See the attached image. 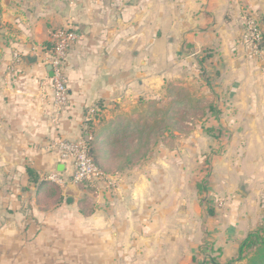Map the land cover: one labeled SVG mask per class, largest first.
<instances>
[{"label": "crops", "instance_id": "obj_1", "mask_svg": "<svg viewBox=\"0 0 264 264\" xmlns=\"http://www.w3.org/2000/svg\"><path fill=\"white\" fill-rule=\"evenodd\" d=\"M0 17L3 264H47L62 253L82 264H201L206 241L215 264L234 259L253 224L248 172L264 161V48L247 43L245 26L252 18L264 32V0H9ZM62 28L79 38L66 59L68 104L56 116L47 55ZM197 64L210 76L208 91L220 97V119L211 127L231 137L207 148L185 140L182 152L150 151L121 169L105 151L99 160L108 170L95 181L93 211L82 215L86 190L70 182L72 166L58 143L103 145L159 95V85H182ZM200 132L195 138L206 141ZM216 145L226 147L211 161L218 221L188 202V173L201 164V150ZM27 168L39 182L63 178V185L49 182L64 203L39 204L47 188L31 183Z\"/></svg>", "mask_w": 264, "mask_h": 264}, {"label": "rangeland", "instance_id": "obj_2", "mask_svg": "<svg viewBox=\"0 0 264 264\" xmlns=\"http://www.w3.org/2000/svg\"><path fill=\"white\" fill-rule=\"evenodd\" d=\"M38 1V0H34ZM9 3V0H0V14L2 8H4ZM247 20V19H246ZM245 20V22H246ZM256 26L260 28V25L258 21L253 19ZM261 29V28H260ZM0 34H1V17H0ZM196 73H194L189 79L183 81L184 83L181 85V80L179 79V84H161L159 85V92L158 96H156L154 99H152L150 102L153 103V105L149 104V102H146L145 107L142 112H146L149 105H151V108L153 107V110L159 111L157 112L156 116H148L147 122L156 124L154 125V131L152 132V147L149 148L146 155L140 160L144 161L146 160V157L149 155L150 151H156L158 155H162V151H171V149H178L179 152H182V147L185 143V140L189 139H196V146L202 148H207L208 144L214 142L222 143L223 141H227L225 138H230V134L227 131H224L223 129H216L212 136L207 135L205 133L204 128L211 127L214 120L220 119V111L219 106L220 104V97L219 94H212L208 90L211 88V80L210 76L208 75L205 67L203 65L196 66ZM182 75V74H181ZM200 78V79H199ZM199 79V80H198ZM176 90L174 91V89ZM171 89V92H169ZM183 89L184 92L181 91ZM187 92V94H185ZM188 100L191 102L189 103ZM184 102V104H182ZM224 107V106H223ZM212 108V110H210ZM218 110V113H217ZM170 111V112H169ZM217 113V114H216ZM217 115L216 118H214ZM144 117V115H143ZM200 128L203 130L201 133L203 136H205L208 141V143H205L206 141H202L199 139V137L196 136L195 138V132L200 131ZM223 145H219L216 147L209 146L208 150L206 149V152L203 153L201 150V164L197 165L195 169L189 174L188 173V184L191 186L190 194L191 198L188 199V202L191 200L193 202H197L199 207L201 208V212L203 211L205 214L206 219H220L218 212L211 215L209 214V209L214 210V205L216 203L213 199V188L215 186L214 181L210 180L211 174H212V167H211V161L212 157L214 156V152H221L223 149L225 150L226 147H222ZM218 147V148H217ZM201 148V149H202ZM257 149L262 148H253V150L257 151ZM95 145L93 144L92 151L95 154ZM233 157V156H232ZM139 161V163H140ZM256 169L252 171L249 170V175L253 178L255 188L253 189V194L251 196L252 203H253V218H252V225L249 229V232L252 231H261L260 233H264V161L262 164H260ZM107 162L105 164H102L101 170L103 172L102 178L105 177V172H107ZM240 166V165H237ZM255 168V167H254ZM101 178V179H102ZM99 180L98 183L102 182L103 180ZM77 188L82 190H88L86 192H83L87 194V202L88 206L91 207L94 206L93 201V194L96 192L98 184L89 183V184H74ZM200 186V187H199ZM242 190L245 191V188L242 187ZM193 191V192H192ZM251 191V190H250ZM250 193V192H249ZM216 197V196H215ZM214 197V198H215ZM222 197L219 194H217L216 198ZM196 198V199H195ZM196 200V201H195ZM46 206H49L47 204ZM64 203V201L62 202ZM220 202L218 203L219 206ZM218 214V216H215ZM157 216V215H156ZM158 217V216H157ZM218 221V220H217ZM63 230V229H62ZM96 231V229H95ZM248 232V233H249ZM85 237H78L77 246L79 250L85 249ZM202 248L199 252V254H204V258H199V262L201 264H215V262H212V260H216L213 256L214 252L209 251L210 242L206 241L202 244ZM95 247L98 250H101V246L96 245ZM70 244L63 243L62 245V251L69 250ZM61 251V252H62ZM62 257L58 260L61 262V264H82V260L78 259H72V260H65L68 257L67 253H62ZM233 260V259H232ZM232 260L224 261L223 264H231ZM58 261H53L52 259H48L47 264H57ZM217 263V262H216ZM0 264H3V260H0ZM235 264H244L242 263H235Z\"/></svg>", "mask_w": 264, "mask_h": 264}, {"label": "trees", "instance_id": "obj_3", "mask_svg": "<svg viewBox=\"0 0 264 264\" xmlns=\"http://www.w3.org/2000/svg\"><path fill=\"white\" fill-rule=\"evenodd\" d=\"M52 48L53 44L51 43V46L49 47V53ZM259 48H264V32L261 43L259 44ZM175 90L176 88L174 91ZM181 91L184 92L183 89H181ZM169 92H171V89ZM185 94H187V92ZM188 102L191 103L189 100ZM149 104L153 105L152 102H149ZM182 104H184V102H182ZM151 105H149L146 112L138 114L134 120H128L124 128L114 132V134L111 136V139L108 142H105L103 145L97 144V142H95L96 140L88 142L90 156L100 169L102 167V161L99 160V155L108 150L113 154L112 159H114V163H116L120 169L140 161L146 155L149 148L151 147L152 132L154 131V125L156 124L155 122L152 124L148 123L147 117L156 116L157 112H159L153 110ZM210 110H212V108H210ZM216 117L217 115L214 118ZM90 126L91 123L89 122V127ZM204 129L205 133L210 136H212L213 132L216 130L214 127ZM93 144L96 148L95 154L92 151ZM27 173L31 183L37 185L38 188H47L45 193L42 195V198L38 201L39 204H42L45 201L50 202L53 205L63 202V196L61 195V189L59 186L47 180L39 182L36 173L30 168H27ZM89 183L90 182H81L79 184ZM87 200V196H85L80 202V213L84 216L88 213L87 209H89L91 212L93 211L91 210L92 207L88 206ZM208 211L209 214H214L213 210L209 209ZM260 232L261 231H252L247 234V236L238 244L236 257L232 260L231 264L242 262H244V264H264V233L262 234Z\"/></svg>", "mask_w": 264, "mask_h": 264}, {"label": "built area", "instance_id": "obj_4", "mask_svg": "<svg viewBox=\"0 0 264 264\" xmlns=\"http://www.w3.org/2000/svg\"><path fill=\"white\" fill-rule=\"evenodd\" d=\"M245 26L247 43L259 50V44L263 36L262 30L256 26L252 18L246 20ZM78 38L79 34L77 30L72 28L57 29L52 33L51 43L53 44V48L47 56L52 74L49 77L52 94L51 102L56 116L68 104L66 59L70 49L76 44ZM58 144L62 159L70 162L72 166L71 183H93L102 178V170L90 156L88 140L81 139L76 142L61 141ZM47 179L61 185L66 183L63 178L57 175H51Z\"/></svg>", "mask_w": 264, "mask_h": 264}, {"label": "water", "instance_id": "obj_5", "mask_svg": "<svg viewBox=\"0 0 264 264\" xmlns=\"http://www.w3.org/2000/svg\"><path fill=\"white\" fill-rule=\"evenodd\" d=\"M48 70H49V76H51L52 74H51V67L50 66L48 67Z\"/></svg>", "mask_w": 264, "mask_h": 264}]
</instances>
